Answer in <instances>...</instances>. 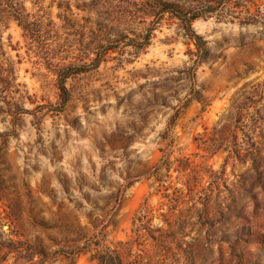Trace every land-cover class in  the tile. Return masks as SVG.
<instances>
[{"label": "rangeland", "instance_id": "obj_1", "mask_svg": "<svg viewBox=\"0 0 264 264\" xmlns=\"http://www.w3.org/2000/svg\"><path fill=\"white\" fill-rule=\"evenodd\" d=\"M0 61V264H264V0H0Z\"/></svg>", "mask_w": 264, "mask_h": 264}, {"label": "trees", "instance_id": "obj_2", "mask_svg": "<svg viewBox=\"0 0 264 264\" xmlns=\"http://www.w3.org/2000/svg\"><path fill=\"white\" fill-rule=\"evenodd\" d=\"M18 14L14 16V18L19 21L25 29L28 28V22L29 16L26 14H23L18 10ZM164 11H172L170 8V5L165 4L164 5ZM199 16L197 13L188 12L183 16V23L187 29V35H189V39L193 41L197 48L198 52L201 51V47L205 45L202 36L196 33V31L192 28L193 21ZM132 45H136L133 41L130 42ZM150 44V37H147L146 40L141 44L142 48L147 47ZM89 52L87 54V57L90 58L92 54H96V57H91L92 63L94 62H100L103 60V57L108 53L109 49L104 50L103 52L99 53L94 46H91L88 48ZM194 53V52H193ZM198 63L195 65V68L198 66ZM49 68L53 71L55 75H57V85L60 89V93L62 94V100L64 105L68 103L70 100V93L67 88V80L72 77L73 75L80 74L82 72H85L87 70H78L73 71L72 65L70 64H56L55 68ZM94 68H90L89 70H92ZM196 70V69H195ZM15 76L11 69L6 68L4 64L0 61V91L2 93H5L6 90L10 87H12L13 82L15 81ZM175 122H172L170 129L167 130V135L173 133V128ZM172 143V142H171ZM112 218H106L102 220L99 224L95 226V232L90 237L85 239L83 242L81 241V245L78 244L73 247L71 252H65L68 255L77 253H87L92 252V259L97 264H127L125 262V259L123 257L122 252L117 246L110 245L106 238L105 233V227L107 225H103L102 228H99L100 224L105 223H111ZM79 240V239H78ZM77 240V241H78ZM23 247V246H22ZM35 255H37L40 258L39 262H34L35 264H45L48 261H54L56 260L59 255H62L63 253L61 250H55L52 252V254H49L48 252H45L43 250H38V248H35ZM30 261L33 260L32 258L29 259Z\"/></svg>", "mask_w": 264, "mask_h": 264}]
</instances>
